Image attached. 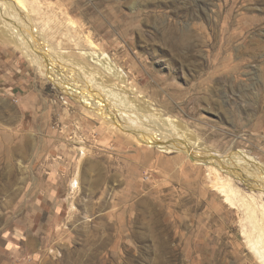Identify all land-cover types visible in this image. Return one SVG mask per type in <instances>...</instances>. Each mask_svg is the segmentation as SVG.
Here are the masks:
<instances>
[{
    "label": "rangeland",
    "instance_id": "obj_1",
    "mask_svg": "<svg viewBox=\"0 0 264 264\" xmlns=\"http://www.w3.org/2000/svg\"><path fill=\"white\" fill-rule=\"evenodd\" d=\"M21 2L30 41L62 66L104 53L153 121L264 167V0ZM0 71V264H262L247 242L257 231L205 167L137 147L2 32Z\"/></svg>",
    "mask_w": 264,
    "mask_h": 264
},
{
    "label": "bare ground",
    "instance_id": "obj_2",
    "mask_svg": "<svg viewBox=\"0 0 264 264\" xmlns=\"http://www.w3.org/2000/svg\"><path fill=\"white\" fill-rule=\"evenodd\" d=\"M6 1L0 0V32L8 42L17 46L39 74L55 82L63 92L97 115L104 124L115 127L116 133L129 136L137 147L151 152L154 148L164 152L175 150L185 154L200 170L205 167L211 186L225 197L227 203L242 209L247 224L257 231L256 239L248 238L247 242L264 264V232L260 227L261 223L264 225V204L261 202L257 205L256 202L257 194H264V167L243 153L225 156L190 146L184 142L183 136L177 134L174 123L165 124V120L160 119L161 115L157 121H153L152 116L141 109V105L145 106L144 109L148 105L146 100H140V89L128 86L125 80L120 84V71L110 65L104 53L92 50L84 52L83 56L90 63L88 66H80L79 63L67 65L69 68L62 66L61 59L46 48L44 50L37 37L35 41H30L26 32L30 26L29 11L21 0ZM87 42L91 48H95L89 38ZM158 121L163 122L158 124ZM166 128L170 129L169 137ZM240 186L246 192L243 189L244 193L239 192Z\"/></svg>",
    "mask_w": 264,
    "mask_h": 264
},
{
    "label": "crops",
    "instance_id": "obj_3",
    "mask_svg": "<svg viewBox=\"0 0 264 264\" xmlns=\"http://www.w3.org/2000/svg\"><path fill=\"white\" fill-rule=\"evenodd\" d=\"M1 71H0V86L4 84V81H6V78H4V76L1 75ZM5 72H6V70H5ZM6 87H8V86H4V87H2V89L6 88ZM11 89H14V87L7 88L6 91H11ZM8 93H10V92H8ZM13 97L18 99L19 95L18 94H14Z\"/></svg>",
    "mask_w": 264,
    "mask_h": 264
}]
</instances>
